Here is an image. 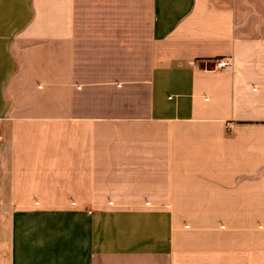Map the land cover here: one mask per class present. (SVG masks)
I'll use <instances>...</instances> for the list:
<instances>
[{"label": "crops", "instance_id": "obj_1", "mask_svg": "<svg viewBox=\"0 0 264 264\" xmlns=\"http://www.w3.org/2000/svg\"><path fill=\"white\" fill-rule=\"evenodd\" d=\"M0 264H264V0H0Z\"/></svg>", "mask_w": 264, "mask_h": 264}, {"label": "built area", "instance_id": "obj_2", "mask_svg": "<svg viewBox=\"0 0 264 264\" xmlns=\"http://www.w3.org/2000/svg\"><path fill=\"white\" fill-rule=\"evenodd\" d=\"M220 64H223V63H220Z\"/></svg>", "mask_w": 264, "mask_h": 264}]
</instances>
